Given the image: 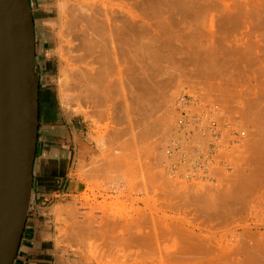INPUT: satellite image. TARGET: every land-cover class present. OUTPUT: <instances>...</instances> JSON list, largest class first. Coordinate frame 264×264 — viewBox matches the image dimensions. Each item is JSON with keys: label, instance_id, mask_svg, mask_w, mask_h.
<instances>
[{"label": "rangeland", "instance_id": "374dc122", "mask_svg": "<svg viewBox=\"0 0 264 264\" xmlns=\"http://www.w3.org/2000/svg\"><path fill=\"white\" fill-rule=\"evenodd\" d=\"M64 1L54 41L60 101L85 118L94 148L57 215L72 264H264V0ZM85 10L104 23L106 63L84 64L64 40L62 20ZM100 65L109 73L94 77ZM181 94L217 104L219 125L245 135L199 166L206 117H192L186 141ZM173 138L190 162L167 151Z\"/></svg>", "mask_w": 264, "mask_h": 264}, {"label": "crops", "instance_id": "0c3cea01", "mask_svg": "<svg viewBox=\"0 0 264 264\" xmlns=\"http://www.w3.org/2000/svg\"><path fill=\"white\" fill-rule=\"evenodd\" d=\"M60 2L64 0H30L39 66V121L33 196L13 264L73 263L59 241L57 215L79 191L81 165L94 150L85 118L60 101L54 54L56 30L63 19Z\"/></svg>", "mask_w": 264, "mask_h": 264}, {"label": "water", "instance_id": "95a60500", "mask_svg": "<svg viewBox=\"0 0 264 264\" xmlns=\"http://www.w3.org/2000/svg\"><path fill=\"white\" fill-rule=\"evenodd\" d=\"M38 121L30 0H0V264H13L32 200Z\"/></svg>", "mask_w": 264, "mask_h": 264}, {"label": "bare ground", "instance_id": "6f19581e", "mask_svg": "<svg viewBox=\"0 0 264 264\" xmlns=\"http://www.w3.org/2000/svg\"><path fill=\"white\" fill-rule=\"evenodd\" d=\"M81 2H83L82 0H80ZM79 1V2H80ZM65 2V1H64ZM63 2V3H64ZM70 1H68V3H69ZM76 2H77V0H76ZM86 2V1H85ZM61 3V2H60ZM67 5H68V3L67 2H65ZM153 3V2H152ZM77 4V3H76ZM81 4V3H80ZM79 4V5H80ZM83 4H84V2L82 3V5L81 6H83ZM87 4H88V1H87ZM60 5H62V4H60ZM78 5V6H79ZM150 5V4H149ZM77 6V5H76ZM81 6H79V8L81 7ZM260 6V5H259ZM84 7V6H83ZM82 7V8H83ZM152 7V6H151ZM63 8H64V5H63ZM65 8H67L66 7V5H65ZM64 8V10H66ZM70 8V7H69ZM155 8V7H154ZM258 8V7H257ZM62 9V8H61ZM81 9V8H80ZM80 9H79V11H80ZM85 9H87L86 7H85ZM97 9V8H96ZM68 10V9H67ZM70 11H71V9H69ZM76 9H74V11H75ZM82 10V9H81ZM88 10V9H87ZM83 11V10H82ZM86 11V10H85ZM93 11V10H92ZM66 12V11H65ZM90 12V11H89ZM63 13H64V11H63ZM67 13V12H66ZM86 13L87 14H85L84 16L82 15L81 16V19L80 18H78V19H80V20H78V19H73L74 21H77V23L75 22V24L73 23L74 21H71L70 19L68 20V19H65L64 18V20H62V24H63V26H64V28H65V31H64V29H63V32L65 33L66 32V34H65V36H66V38H64V40L67 42V44L69 45V46H67V47H70V48H74V50H76L78 53L76 54V56H77V58H78V60L79 61H81V62H83L84 64H86V62H84V60H86L87 58H89L91 61H94V64H95V60L96 59H99V61L101 62V61H103L102 63H100L98 60H96V61H98L99 63H97V65H99V64H103L104 62L106 63V60H105V58H104V56L106 57V59H108L107 58V56H108V54H109V52L111 53V51L110 50H112L113 49V47H112V45L109 43H106V41H105V37H103L102 35V32L104 31V34L106 33L105 32V30L103 29V28H105L104 26H102L104 23H102V21L101 20H96V19H91L90 17H92V15L93 14H89L87 11H86ZM93 13V12H92ZM105 13V12H104ZM68 14V13H67ZM67 14H66V16H67ZM74 14V13H73ZM77 15H78V13H76ZM101 14V13H100ZM261 14V13H260ZM88 15V18H86V16ZM98 15V14H97ZM111 15V14H110ZM65 16V15H64ZM65 16V17H66ZM75 16V15H74ZM76 17H78V16H76ZM83 17V18H82ZM138 17V16H137ZM67 18V17H66ZM261 20H264V19H261ZM260 20V21H261ZM106 21V20H105ZM65 22H66V24H65ZM72 22V23H71ZM99 22H101V24L99 23ZM113 22V21H112ZM120 22V21H119ZM258 23H260V24H262V23H264V22H258ZM75 26V29H73V31L71 30V26ZM256 27V26H255ZM72 28H74V27H72ZM107 28V27H106ZM258 29V28H257ZM59 30V29H58ZM103 30V31H102ZM123 31V30H122ZM61 31H59L57 34L59 35V34H62V33H60ZM113 32V31H112ZM63 33V34H64ZM56 34V35H57ZM111 34V33H110ZM60 36V35H59ZM105 36V35H104ZM108 35H106V37H107ZM111 36V35H110ZM58 37V36H57ZM63 37H64V35H63ZM120 37V36H119ZM107 39V38H106ZM129 39V38H128ZM75 40V43L73 42ZM110 42L112 41L111 40V37H110ZM108 40V41H109ZM129 41V40H128ZM112 42H114V40L112 41ZM111 42V43H112ZM72 43L74 44V46L72 45ZM113 44V46H114V44H116V43H112ZM111 45V47L112 48H109L108 46H110ZM119 46H120V43H119ZM118 46V47H119ZM124 46V45H123ZM131 46V45H130ZM115 47H116V45H115ZM63 49V48H62ZM71 49V51H73ZM134 49H135V47H134ZM116 50V49H115ZM66 51V50H65ZM71 51H70V54H71ZM67 52V51H66ZM65 52V53H66ZM75 52V51H74ZM108 54H107V53ZM69 53V52H68ZM107 54V56L105 55V54ZM103 54V55H102ZM73 55V54H72ZM102 55V56H101ZM135 55V54H134ZM62 56V55H61ZM115 56H116V54H115ZM102 57V58H101ZM110 57H112V55L110 56ZM133 57V56H132ZM76 58V59H77ZM104 59V60H103ZM90 60H88L87 59V62H89ZM110 60V59H109ZM119 60V59H118ZM71 61V60H70ZM91 61H90V63H91ZM113 61V60H112ZM123 61V60H122ZM78 62V61H77ZM115 62V61H114ZM78 64V63H77ZM83 64V65H84ZM93 64V63H92ZM87 65H88V63H87ZM138 65V64H137ZM79 66V65H78ZM89 66H90V64H89ZM94 66V65H93ZM92 66V67H93ZM96 66V65H95ZM101 66V65H100ZM74 67V66H73ZM87 66H85L84 68H86ZM91 67V68H92ZM66 68V67H65ZM96 68H98V67H96ZM100 69H98L97 71L95 70H92V71H94V72H92L91 71V74H93L94 73V75H92V76H94V77H98V78H100V75H103L104 74V72H107V73H109L108 72V69L106 68V66H104V68L105 69H107V71L105 70V69H103L102 68V66L101 67H99ZM69 69V68H68ZM71 69V68H70ZM69 69V70H70ZM83 69V68H82ZM93 69H95V68H93ZM105 70L104 72H102L103 70ZM79 70V69H78ZM99 70H100V73H99ZM111 69H109V71H110ZM86 72H87V70H85ZM88 71L90 72V70H89V68H88ZM116 71V70H115ZM73 72V71H72ZM88 72V73H89ZM78 73H80L79 71H78ZM106 73V74H107ZM73 74H75V73H73ZM100 74V75H99ZM133 74V73H132ZM71 75V74H70ZM76 75H77V71H76ZM75 75V76H76ZM135 75V74H134ZM74 76V75H73ZM78 77H80V76H82V74L79 76V75H77ZM89 76V75H88ZM106 76V75H105ZM68 77V76H67ZM78 77H76V80L78 79ZM102 77V76H101ZM107 77V76H106ZM82 77H80V79H81ZM84 78V77H83ZM90 78V77H89ZM89 78H87V79H89ZM103 78V77H102ZM101 78V79H102ZM135 78V77H134ZM133 78V79H134ZM105 79V78H104ZM108 79V78H107ZM84 80V79H83ZM122 80H123V78H122ZM75 81V80H74ZM89 81V80H88ZM104 81V80H103ZM124 81V80H123ZM72 82V81H71ZM77 82V81H76ZM99 82V81H98ZM120 82V81H119ZM135 82V81H134ZM78 83V82H77ZM79 83H80V81H79ZM83 83H84V81H83ZM86 83V82H85ZM100 83V82H99ZM109 83V82H108ZM138 83V82H137ZM74 84V83H73ZM91 85V84H90ZM101 86V85H100ZM74 88V87H73ZM100 88V87H99ZM104 88V87H103ZM62 89V88H61ZM80 89V88H79ZM98 89V88H97ZM107 89V88H106ZM78 91V90H77ZM101 91H103V90H101ZM100 93V91L97 93V94H99ZM102 93V92H101ZM92 94V93H91ZM63 96V95H62ZM75 96V95H74ZM100 96V95H99ZM98 96V97H99ZM64 97V96H63ZM67 99V98H66ZM69 99V98H68ZM79 100V99H78ZM64 101V100H63ZM71 102H73V101H71ZM67 104V103H66ZM203 108H202V106H200V107H196V108H192V111H194V113L198 116V118L201 120L202 118H204V117H202L201 116V114L202 113H204L203 112V110H202ZM215 113H216V111H215ZM249 117V116H248ZM252 117V116H251ZM192 126H193V128H192ZM195 125H191V126H187V127H185V129L186 128H188V129H191V131H193V129H195ZM232 127H234V126H232ZM232 127H229V128H224V127H222V126H220L219 125V122H218V129H221V132H222V130H223V136H222V141H224V140H228L229 139V137H230V135L228 134V131H229V129L230 128H232ZM224 128V129H223ZM235 128V127H234ZM199 129V132L202 134V135H207L208 136V140L209 139H211V136H210V134H208V133H205V134H203V132H202V130L203 129H200V128H198ZM191 134H192V132H191ZM190 134V135H191ZM207 143H208V141H207ZM236 144V143H235ZM228 144H223L222 145V147L221 148H223V147H225V146H227ZM230 145H234V144H230ZM220 148V149H221ZM218 150V149H217ZM57 206V205H56ZM61 207V206H60ZM58 208V207H57ZM60 209V208H59ZM60 212H61V209H60ZM59 212V213H60ZM139 236L140 235H136V240L138 239H141V238H143L144 237V235H143V237H141V238H139ZM142 236V235H141ZM135 237V236H134ZM150 239V238H149Z\"/></svg>", "mask_w": 264, "mask_h": 264}, {"label": "built area", "instance_id": "2783aa9c", "mask_svg": "<svg viewBox=\"0 0 264 264\" xmlns=\"http://www.w3.org/2000/svg\"><path fill=\"white\" fill-rule=\"evenodd\" d=\"M177 109H178V115L176 118V123L181 128H184L185 132V140L187 141L190 138L191 129H188L185 127L191 126L193 124L192 117L196 118V120H199L198 116L192 111V108H198L200 106H203L204 113L201 114L202 117H206V123L202 127L203 134L208 133L211 136V139L208 140L207 148H206V155L204 156V162L199 163V166L204 165L203 163H208L211 160V153L215 152V150L220 149L223 144H238L241 137L245 135L244 129H239V127H232L229 129L228 134L230 135L229 139L226 141H222L223 136V130L221 132V129H218V115L219 113H215L216 110L220 109V107L217 104H211V105H205L200 101V99H194L192 97L186 96L184 94H181L177 97ZM218 114V115H217ZM223 119V118H221ZM196 126V125H195ZM227 126V122H224V128ZM223 128V129H224ZM174 145L171 144L169 148H167V151L169 152H175L177 151L179 153L178 161L181 163V165H184L187 162H190V159H188V151L186 150L185 143L178 142L176 139L173 138ZM207 161V162H206ZM206 166V164H205ZM187 169V173L185 176L190 175Z\"/></svg>", "mask_w": 264, "mask_h": 264}]
</instances>
